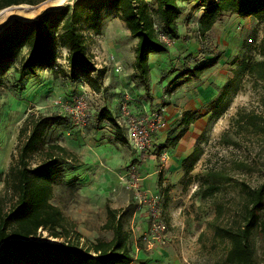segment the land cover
Here are the masks:
<instances>
[{"label": "rangeland", "instance_id": "374dc122", "mask_svg": "<svg viewBox=\"0 0 264 264\" xmlns=\"http://www.w3.org/2000/svg\"><path fill=\"white\" fill-rule=\"evenodd\" d=\"M74 1L68 0L59 8L71 7ZM147 5L153 10L154 0H147ZM79 7L84 13L77 27L86 49L96 56V66L108 68L101 71L95 67L92 72L100 90L95 95L80 74L75 78L54 76L56 67L42 66L35 74L17 73L18 58L0 62V192L4 176L17 157V134L23 119L29 113L47 115L51 124L43 143L31 152L29 163L35 166L43 161L49 143H58L76 154L79 163L67 160L55 165L50 202L79 234L78 247L111 238V231L102 227L109 207L118 210L117 217L130 233V264H222L228 243L213 237L211 223L230 225L241 209L240 183L255 187L264 180V132H258L245 119L253 114L264 118V87L243 76L238 87L224 97L219 114L212 115V109L236 64L246 58L260 59L258 45L264 22L224 13L200 38L198 17L202 9L197 0L178 1L179 38L170 40L166 52L149 58V89L144 91L130 65L136 39L117 12L102 8L94 17L95 0ZM54 49L55 66L69 72L67 50L58 45ZM202 62L208 64L207 70L199 78L186 79L187 69ZM83 89L94 102L88 121L75 124L56 101L70 102ZM121 91L139 99L134 108L146 110L143 114L159 112L160 121L152 133L155 149L145 157L127 139L117 141L116 131L108 122L96 121L94 113L103 107L117 118ZM184 113L195 118L190 124L193 138H189L192 131L184 135V140H189L183 143L188 147L185 149L182 144L176 148L177 144L170 141L182 128L179 121ZM193 149L196 156L185 177L181 161ZM133 168L138 172L140 189L158 193L161 198L163 232H153L150 227L146 201L140 202L131 183ZM209 172L224 174L230 180L218 181L221 189L202 199L195 190L213 181ZM38 233L39 241L63 242L46 231L39 229ZM71 236L74 242L75 236ZM251 243L258 264H264V233L257 227L252 230Z\"/></svg>", "mask_w": 264, "mask_h": 264}, {"label": "trees", "instance_id": "16d2710c", "mask_svg": "<svg viewBox=\"0 0 264 264\" xmlns=\"http://www.w3.org/2000/svg\"><path fill=\"white\" fill-rule=\"evenodd\" d=\"M40 1L0 0V10L22 3L35 5ZM91 1L75 0L71 7L65 5L45 11L32 20L13 19L5 24L0 30V62L18 58L14 68L17 73L35 74L37 68L47 66L56 67V70H52L54 76L69 75L75 78L80 74L84 83L98 92L100 84L92 76L95 69L94 56L87 51L82 33L77 27V21L84 13L79 5ZM178 1L183 0H154L155 7L151 10L147 0H95L96 8L92 12L94 17L102 8L115 10L130 36L136 39L132 69L143 83L144 91L149 89V54L164 53L168 49L167 44L157 37L154 25L163 29L170 40L179 38L176 25ZM197 6L202 9L198 17L200 38L224 13L240 17L252 16L264 22V0H197ZM56 45L67 50L69 72L54 64ZM24 49L25 53L21 54ZM258 55L260 59H243L232 69L231 77L213 106L212 115L219 114L224 105V97L238 87L243 76L252 79L254 85L264 87V26ZM207 68L206 62L188 68L186 79L199 78ZM94 115L97 122L106 121L114 127L117 141H126L116 116L108 108H100ZM245 119L258 132H264L262 116L253 114ZM194 121L195 118L189 113L183 114L179 121L182 128L170 140L172 145L178 143ZM258 121H262L263 125ZM50 124L51 117L29 113L19 127L17 157L4 176L3 190L0 192V264H130V233L123 228L117 217V209L107 207V218L102 226L111 231V238L96 239L88 242L85 248H80L77 244L79 234L74 233L59 207L50 202L51 177L55 165L67 160L79 163L76 154L65 146L49 143L43 161L35 166L30 165V154L43 143ZM195 156L196 150L193 149L181 161L185 177L192 169ZM209 176L213 181L195 190V195H200L202 199L211 197L221 189L218 181L230 180V177L217 172H209ZM240 192L242 202L238 217L228 226L211 223L213 237L228 243L222 264H258L251 235L254 227L264 233V180L255 187L241 182ZM39 229L53 238H62L63 242L37 240ZM71 235L75 236L74 242Z\"/></svg>", "mask_w": 264, "mask_h": 264}, {"label": "built area", "instance_id": "2783aa9c", "mask_svg": "<svg viewBox=\"0 0 264 264\" xmlns=\"http://www.w3.org/2000/svg\"><path fill=\"white\" fill-rule=\"evenodd\" d=\"M154 28L157 37L168 44L170 38L163 29L159 28L157 25H154ZM95 64L94 62V66H96ZM119 68L120 66H117L116 69ZM131 101V95L128 92H123L120 97L116 119L132 148L140 156L145 157L155 149L152 133L160 121V116L159 112H153L150 115L133 112L130 107ZM56 105L75 124H85L90 117V99L88 93L84 90L79 91L70 102L56 101ZM139 179L137 170L133 168L131 170V183L138 193L140 202L142 199L146 201L148 216L151 223L150 227L153 232H163L165 230V224L161 219V198L158 193H148L141 190Z\"/></svg>", "mask_w": 264, "mask_h": 264}, {"label": "bare ground", "instance_id": "6f19581e", "mask_svg": "<svg viewBox=\"0 0 264 264\" xmlns=\"http://www.w3.org/2000/svg\"><path fill=\"white\" fill-rule=\"evenodd\" d=\"M68 0H45L37 5L18 4L0 10V29L12 19L32 20L43 10L58 9Z\"/></svg>", "mask_w": 264, "mask_h": 264}, {"label": "crops", "instance_id": "0c3cea01", "mask_svg": "<svg viewBox=\"0 0 264 264\" xmlns=\"http://www.w3.org/2000/svg\"><path fill=\"white\" fill-rule=\"evenodd\" d=\"M135 42H136V41H135ZM151 55H157V54H152V53H151V54H149V58L151 57ZM94 57H96V56L94 55ZM133 59H134V53H133V55H132V57H131V61H130V65H131V67H132ZM95 65H96V64H95ZM95 67H101V68H102L101 71H104V70L106 71V69H108V68H106L105 66H103L102 64H101L100 66H95ZM84 86H85V85H84ZM84 86H82V87H84ZM82 87H81V88H82ZM83 90H84V89H83ZM84 91H87V90H84ZM92 92L95 93V95H96V92H94L93 90H92ZM123 92H125V91H121V92H120V94H119L120 97H121V95H122ZM129 94L131 95V99H132V101L130 102L131 110H132L133 112H135V113H141V114L143 113V111H146V110H144V109H143V110H138V109L136 110L135 108L138 107V105L136 106V104H137V101H139V99H137V97H136L135 95H133V94H131V93H129ZM133 101H136V102L134 103ZM91 102L93 103L94 100L90 98V104H91ZM142 105H144V103H142ZM134 107H135V108H134ZM144 108H145V107H144ZM116 109H117V107H116ZM114 115H115V114H114ZM188 130H189V131H192V133H193V134H191V135L189 136V138L192 139L193 136H194V134H195V133H194V128H193L192 126H189ZM188 130L186 131V133L188 132ZM186 133H185L184 135H186ZM184 135L181 137L180 141L177 143L176 148L178 147V145H181V144L184 145V149H185V148H188V147H186L185 144H183V143H188V141H189V140H188V141H185V140H184ZM178 154H180V151H179Z\"/></svg>", "mask_w": 264, "mask_h": 264}, {"label": "snow or ice", "instance_id": "6c2138e0", "mask_svg": "<svg viewBox=\"0 0 264 264\" xmlns=\"http://www.w3.org/2000/svg\"><path fill=\"white\" fill-rule=\"evenodd\" d=\"M64 2V0H61V3H63Z\"/></svg>", "mask_w": 264, "mask_h": 264}]
</instances>
